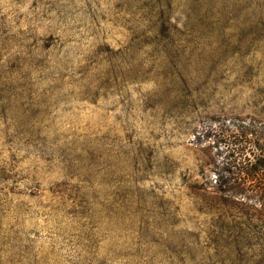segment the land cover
Wrapping results in <instances>:
<instances>
[{
	"label": "rangeland",
	"instance_id": "1",
	"mask_svg": "<svg viewBox=\"0 0 264 264\" xmlns=\"http://www.w3.org/2000/svg\"><path fill=\"white\" fill-rule=\"evenodd\" d=\"M259 136L264 0H0V264H264Z\"/></svg>",
	"mask_w": 264,
	"mask_h": 264
},
{
	"label": "trees",
	"instance_id": "2",
	"mask_svg": "<svg viewBox=\"0 0 264 264\" xmlns=\"http://www.w3.org/2000/svg\"><path fill=\"white\" fill-rule=\"evenodd\" d=\"M215 134L212 126L203 129L199 138L208 139ZM250 154L244 153L239 161V178L220 175L217 182V192L229 194L233 197L239 196L242 199L252 201L254 205H259L264 210V139L257 137L251 139L248 144ZM235 166V165H234ZM257 184L259 187L255 191H250L247 184Z\"/></svg>",
	"mask_w": 264,
	"mask_h": 264
}]
</instances>
